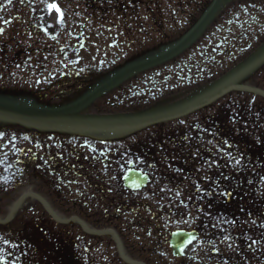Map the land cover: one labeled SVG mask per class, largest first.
Returning <instances> with one entry per match:
<instances>
[{"label":"flooded vegetation","instance_id":"af4514ba","mask_svg":"<svg viewBox=\"0 0 264 264\" xmlns=\"http://www.w3.org/2000/svg\"><path fill=\"white\" fill-rule=\"evenodd\" d=\"M31 5H33L37 0H30ZM42 9H28V10H17L12 8L11 0H0V48L4 46V42L8 41L10 38V31H12L10 26L16 27L21 30H37L41 27V16ZM16 23V25H15ZM15 25V26H14ZM16 29L12 32V36L15 34ZM162 73H150L147 78H152L151 81H141L137 88L144 86L152 87L157 84L153 82V78L155 76H159ZM255 76L257 79L264 81V69L256 73ZM137 90V89H136ZM159 93L157 96H152V101L155 106L160 105L167 101V96H164V90L157 88L155 89ZM143 102V98H139V92H136V111H140L143 109L141 103ZM220 110V103L213 101L212 104L208 106H203L200 112L202 113V120L198 123L196 128L200 129V136L203 138L205 135L204 127H207V117H217V112ZM241 117V115H240ZM210 119V118H209ZM237 119V114L234 112L230 115V120L232 121V126H235V120ZM186 122H182L181 124L175 122H160L154 123L151 126L145 128L144 133L143 130H136V155H134V159H136V168L142 169L146 171L145 168H142L137 161L142 160L140 158L149 159L153 161H171L176 158L177 150H179L182 146L186 144L187 135L185 132H182L181 128H185ZM213 123L216 130L220 127V122L218 120H214ZM143 135V138H141ZM143 139V140H142ZM216 141H219V138L216 137ZM18 140L11 139L10 136L3 134L0 136V163L2 166L6 168H10L11 159L13 155L17 154V150L19 151V159L17 163L21 165L24 169L31 166V163L34 161L36 163L35 170L37 171L38 176L43 175V167L41 162L42 153L47 150V147H43L41 143V139L37 144V147L41 149V156L36 154L35 157L28 158L27 157V148L26 146H18ZM47 153H51L47 150ZM51 160H54L55 165H58V161H56L55 156L50 157ZM64 161V159H62ZM148 174L151 176L149 170ZM54 173L60 174L61 169H56L53 171ZM154 171L152 172V174ZM4 184H0V188H4ZM21 244V240H20ZM15 243L11 241L10 236L5 237L0 234V264H51L49 259H43L41 257H33L27 258V251L25 249H16ZM22 253V254H21ZM47 256V255H46Z\"/></svg>","mask_w":264,"mask_h":264},{"label":"rangeland","instance_id":"374dc122","mask_svg":"<svg viewBox=\"0 0 264 264\" xmlns=\"http://www.w3.org/2000/svg\"><path fill=\"white\" fill-rule=\"evenodd\" d=\"M59 9L61 10L60 12H57L56 9L53 8V10H50V11H45L44 12V15L46 16H53V21L52 22H55L57 19H59V23H60V20L62 19V15L64 16H67L69 11H67L65 14L64 13V9H68L67 7H70V4L67 2V0H58L56 3H55ZM83 9L84 7L83 6H79L78 7V10L81 12V17L80 19H83V15H87L88 13H83ZM63 11V12H62ZM75 21H79L78 19L74 18V20H72V22L74 23ZM54 31V30H52ZM87 34V33H86ZM88 35V34H87ZM90 45L88 47V49L84 52V55L85 56H90L93 51H94V48H95V44H96V40L93 38V37H90ZM101 51V49H99ZM93 55V54H92ZM91 55V56H92ZM90 108H86L85 111H89ZM79 131L81 129H78ZM15 131V130H14ZM18 131V130H17ZM100 130H90L89 132V138H93L97 141H99V138H100ZM28 191H33V192H37L38 194L42 195L44 193H50V190L49 189H46L45 187H43L41 184H39L34 178H31V179H28L26 178V180H24L23 182V187L22 188H18L16 190H11V192H9V195H10V201H6V203L4 204L5 206H3L2 209H0V212L1 214L5 215L8 211H9V207L11 205H13V203L15 202V200H17L24 192H28ZM40 191V192H38ZM45 198L50 202V204L55 207V205L52 204V201L50 200L51 197H48V196H45ZM8 202V203H7ZM31 206L33 207V209H31ZM40 206V208L42 207L37 201L36 199L33 197H28L26 199V202L24 204V206L21 208L20 212L18 213V217L14 220V222L12 223V225H17L21 223V221H27V220H31L33 219L34 217H32V212L35 211L38 207ZM56 208V207H55ZM21 216V218H20ZM79 216V215H77ZM81 218V217H80ZM87 219V218H86ZM83 221L86 223V225L92 229H94L95 227H97L96 229H99L98 225L95 224V223H91V220H89V222H86L84 219ZM89 223V224H88ZM76 225V229L73 228L72 230V226L68 227L72 230V232H76V234H85V232L83 231V229L77 224V222L74 223ZM17 226H14L17 227ZM79 227V228H78ZM7 232H11V234L15 233V230L14 229H8ZM96 237V235L94 236ZM101 238H103L104 240L108 241L109 242V245L111 247V249L113 248H116L115 244H116V238L109 234V235H104V236H100ZM93 244V242H92ZM94 251H99V247H94Z\"/></svg>","mask_w":264,"mask_h":264},{"label":"water","instance_id":"95a60500","mask_svg":"<svg viewBox=\"0 0 264 264\" xmlns=\"http://www.w3.org/2000/svg\"><path fill=\"white\" fill-rule=\"evenodd\" d=\"M225 0H216L214 6L212 7V9L208 12V14L205 16V18L200 22V24L193 30V32L187 37L185 38L177 47H175L173 50H170L169 52H167L166 54L162 55L161 57L152 60L150 62L147 63H143L140 64L138 66H135L133 68L128 69L127 71H125L122 75H120L118 78L120 79L121 77H124L128 74H130L131 72L135 71V70H141L144 68H147L153 64H156L158 62L164 61L172 56H174L175 54H177L178 52H180L184 47H186L189 43H191L194 38L199 34V32L207 25V23L210 21V19L212 18V16L214 15V13L218 10V8L221 6V4L224 2ZM250 68V67H249ZM247 68V69H249ZM246 70V69H245ZM242 73H245V71H243ZM82 103L70 106L69 108H61L59 110H33V111H25V110H20L18 108H15L13 106H9L3 103H0V113L3 114H8V115H12V116H18L27 120H39V119H43V118H54V119H60L62 120L63 117H66V112L68 110H72V109H76L79 107V105H81ZM138 117H142V116H138ZM130 119H135L136 116L134 117H129ZM70 121L73 122H80L83 120H100L101 118H93V117H69ZM113 123L116 124H124V121L121 122H114Z\"/></svg>","mask_w":264,"mask_h":264},{"label":"snow or ice","instance_id":"6c2138e0","mask_svg":"<svg viewBox=\"0 0 264 264\" xmlns=\"http://www.w3.org/2000/svg\"><path fill=\"white\" fill-rule=\"evenodd\" d=\"M49 7L56 9L57 12H60L61 11L56 4H51V5H49Z\"/></svg>","mask_w":264,"mask_h":264}]
</instances>
